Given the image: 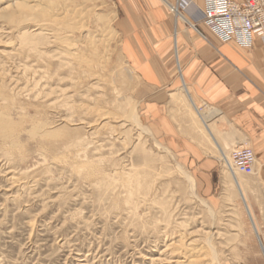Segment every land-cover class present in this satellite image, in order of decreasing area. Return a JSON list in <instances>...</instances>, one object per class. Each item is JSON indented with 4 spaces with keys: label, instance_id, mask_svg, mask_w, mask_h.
Returning <instances> with one entry per match:
<instances>
[{
    "label": "rangeland",
    "instance_id": "374dc122",
    "mask_svg": "<svg viewBox=\"0 0 264 264\" xmlns=\"http://www.w3.org/2000/svg\"><path fill=\"white\" fill-rule=\"evenodd\" d=\"M27 4L41 24L33 33L64 45L22 48L15 23L0 19V264H151L182 230L203 247L206 264H264L263 255L244 253L247 218L227 169L204 195L144 119L120 50L117 0ZM67 58L70 67H61ZM188 108L203 131L204 111ZM211 230L218 235L208 242Z\"/></svg>",
    "mask_w": 264,
    "mask_h": 264
},
{
    "label": "crops",
    "instance_id": "0c3cea01",
    "mask_svg": "<svg viewBox=\"0 0 264 264\" xmlns=\"http://www.w3.org/2000/svg\"><path fill=\"white\" fill-rule=\"evenodd\" d=\"M117 2L120 50L137 77L141 113L156 138L197 176L202 193L210 194L218 181L219 159L228 147L253 150L254 174L236 179L247 218L244 253L263 255L264 38L254 37L249 48L220 42L196 22L204 0ZM188 106L196 114L206 111L203 119L198 114L203 131Z\"/></svg>",
    "mask_w": 264,
    "mask_h": 264
},
{
    "label": "built area",
    "instance_id": "2783aa9c",
    "mask_svg": "<svg viewBox=\"0 0 264 264\" xmlns=\"http://www.w3.org/2000/svg\"><path fill=\"white\" fill-rule=\"evenodd\" d=\"M176 12L174 6H169ZM196 22L201 23L220 42H235L238 46L249 48L253 38H264V0H204V9ZM190 25L204 39L207 35L197 27ZM220 168L233 173L252 175L256 158L253 150L245 144L235 145L230 152L219 159Z\"/></svg>",
    "mask_w": 264,
    "mask_h": 264
},
{
    "label": "bare ground",
    "instance_id": "6f19581e",
    "mask_svg": "<svg viewBox=\"0 0 264 264\" xmlns=\"http://www.w3.org/2000/svg\"><path fill=\"white\" fill-rule=\"evenodd\" d=\"M6 3V2H5ZM2 5V4H1ZM5 5V4H4ZM35 8L34 5H29L27 4V0H7V4L5 6H0V19L2 21H4L5 24H12L15 23L13 27H15L17 29V34H18V38H19V42L17 43V45H19L20 47L24 48V47H28L29 50L31 48H33L34 46L36 47V42H40L39 45L43 46L47 43H58L60 45H64V40L61 37H57V35H53L54 40H48L44 37L43 35L39 34V33H33L36 30L40 29V25L39 23H36V21L34 20L35 17H33L32 15H29V11L33 10ZM31 21H35L36 24L32 25V31H19V27L20 25L26 23V22H31ZM12 26V25H11ZM29 27V26H28ZM1 28V27H0ZM7 29V28H5ZM10 32L15 31L16 29L13 28H9ZM43 31L44 28L42 27ZM30 30V29H29ZM41 30V29H40ZM39 31V30H38ZM46 31V29H45ZM7 33V32H5ZM16 33V32H15ZM51 37L52 34L50 33ZM1 46V45H0ZM31 47V48H30ZM14 48V47H13ZM63 50V49H62ZM11 51V50H10ZM11 53V52H10ZM0 54H7L6 50H1L0 49ZM62 55H69L68 53H61ZM61 63V67H67L69 68L70 65L68 63V58L64 59L62 61H60ZM13 84V83H12ZM18 87V86H17ZM16 89V88H15ZM52 100V99H51ZM206 112V111H204ZM208 112V111H207ZM210 114V113H209ZM201 118H204V115L200 114ZM62 116V115H61ZM211 116V114H210ZM131 118L137 123V118L136 116H131ZM63 119V117L61 118V120ZM126 119V118H125ZM60 120V122H61ZM132 120V121H133ZM205 125V124H204ZM210 126V125H209ZM54 127V126H53ZM211 127V126H210ZM2 129V128H1ZM28 129V128H27ZM208 129V128H207ZM230 130V129H229ZM40 131V130H39ZM41 133V132H40ZM47 134V132L45 133L44 131L42 132L41 135ZM38 135V134H37ZM200 141V140H199ZM216 148V147H215ZM208 149V148H207ZM225 156L227 155V153L225 152L224 154ZM221 157V156H220ZM113 161V160H112ZM144 161H145V165L151 166L153 165V157L150 156L149 154H147L146 156H144ZM228 172V174H230V178L231 181L233 183V185L236 188V192L239 194L240 198H243L244 200V195L242 190L239 189L240 186H238V182L236 179V175L235 173L231 172L230 170H226ZM17 174V173H16ZM135 175H137V170L134 172ZM11 175V174H10ZM146 177L150 176L148 172H146L144 174ZM144 176V177H145ZM132 178V176H131ZM15 179V178H14ZM20 180V179H19ZM28 180V179H27ZM15 181V180H14ZM17 182V181H15ZM11 183V182H10ZM132 184V183H131ZM139 185L138 180H135V185L131 186L130 188H128L127 190V194L128 196H132L134 195L135 189L137 188V186ZM129 186V185H128ZM195 187V186H194ZM228 191V190H227ZM198 198V197H197ZM224 198H227V194L225 193ZM134 200V199H133ZM137 200V199H136ZM144 200V199H143ZM129 202V201H128ZM130 203V202H129ZM205 209L208 211V214L212 217V219L214 220V216L217 217L215 215V210L213 209V207L207 203V202H202ZM228 204V203H227ZM132 205V204H129ZM245 205V204H244ZM135 206V205H134ZM141 206V205H140ZM130 208V207H129ZM128 208V209H129ZM133 209V208H132ZM132 212V211H131ZM135 212V211H134ZM250 214V213H249ZM218 220V219H217ZM164 228V227H163ZM174 229V228H173ZM214 229V227L212 228ZM175 230V229H174ZM256 230V229H255ZM171 231V230H170ZM218 232V231H217ZM216 231H209L208 232V237L209 238L207 241L210 242L212 237H214L215 235H218ZM188 233H186L185 230H182L181 232H179L177 234V240H173L171 239V242L168 243L167 241L164 242L163 246L164 249L162 251H159L161 254V257H159L157 260H150L151 264L154 263H158V264H206L203 259L205 258L203 252H202V246H198V244H196L197 239H191V238H187ZM170 237V236H169ZM259 237V236H258ZM164 241V240H163ZM259 242V241H258ZM211 244V243H210ZM261 244V243H260ZM262 249V248H261ZM155 251V250H154ZM217 251V250H216ZM163 252V253H161ZM164 254V255H163ZM214 256V260L216 257V254L213 253ZM264 255V254H263ZM219 257V256H218ZM175 258H180L182 260L177 261L178 259L175 260ZM206 260V259H205ZM208 262V260H207ZM209 264V263H208Z\"/></svg>",
    "mask_w": 264,
    "mask_h": 264
}]
</instances>
